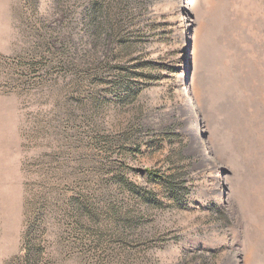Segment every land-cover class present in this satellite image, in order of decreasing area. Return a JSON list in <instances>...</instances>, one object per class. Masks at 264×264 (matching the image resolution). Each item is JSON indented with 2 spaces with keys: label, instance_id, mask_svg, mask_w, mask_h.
<instances>
[{
  "label": "rangeland",
  "instance_id": "374dc122",
  "mask_svg": "<svg viewBox=\"0 0 264 264\" xmlns=\"http://www.w3.org/2000/svg\"><path fill=\"white\" fill-rule=\"evenodd\" d=\"M121 2L0 0V264H264V0Z\"/></svg>",
  "mask_w": 264,
  "mask_h": 264
},
{
  "label": "trees",
  "instance_id": "16d2710c",
  "mask_svg": "<svg viewBox=\"0 0 264 264\" xmlns=\"http://www.w3.org/2000/svg\"><path fill=\"white\" fill-rule=\"evenodd\" d=\"M126 1L127 0H122L121 3L124 5V9H125L124 13H128V15H129L126 18H130V20L132 21L133 18H132V16L130 14H133V13H129L127 7H125ZM95 6L96 5L93 6L94 12L100 9L99 7H97V6L95 7ZM94 20H96V18ZM130 23H127V24H130ZM125 42L128 43V41H125ZM146 174H147V176L155 179L154 181H157V183L161 184L163 186V188L168 193L171 194V196H175L177 194L176 187L173 184L172 180L169 179V177H166V176H163V175H159V174H157L156 172H153V171H146ZM77 204H78L79 208H82V210H84L86 208V207H83V205H82L83 203L79 199H77ZM27 241H28V236L25 239V243H24V246L26 248H28L27 251H30L31 249L33 250L34 248H31L30 246L28 247L29 242H27ZM24 263L25 264H37L36 261H35V258L33 256H31L28 252H27L26 257L24 259Z\"/></svg>",
  "mask_w": 264,
  "mask_h": 264
}]
</instances>
